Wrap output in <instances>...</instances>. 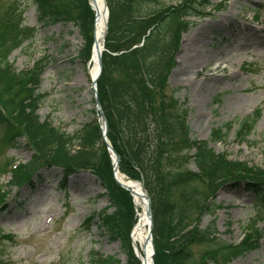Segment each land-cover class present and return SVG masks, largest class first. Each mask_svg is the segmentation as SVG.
I'll use <instances>...</instances> for the list:
<instances>
[{"label":"rangeland","instance_id":"1","mask_svg":"<svg viewBox=\"0 0 264 264\" xmlns=\"http://www.w3.org/2000/svg\"><path fill=\"white\" fill-rule=\"evenodd\" d=\"M18 1L22 5L19 10L15 8ZM18 1L0 0V42L16 32L21 14L25 27L38 29L33 41L11 54L10 62L17 71L33 72L38 65L45 67L39 93L46 98L38 115L42 122H51L66 135L76 136L97 120L92 85L73 84L79 69L88 73L87 36L72 23L39 26L31 0ZM162 1L176 6L186 0ZM193 1L209 5L202 11L204 16L190 18L192 27L179 37L165 97L168 100L172 96L186 110L191 138L208 142L216 153L244 164L245 172L255 177L264 173V48L257 45L258 36L264 37V0ZM225 22L230 24L227 30ZM189 37L201 40L198 54L211 57V66L209 70L199 68L197 74L177 77L175 73L184 61L183 46ZM216 61L223 68L213 75L210 70ZM220 78L223 82L209 84ZM188 79L193 81L190 85L179 82ZM3 89L0 95L3 93L6 99L11 94L16 101L22 97L19 89L9 94L7 88ZM13 100H9L10 104H16ZM248 118L257 123L241 144L236 133L239 123ZM227 124H232L227 137L222 142L212 141L213 130ZM12 137L0 125V264H86L93 252L114 257L122 264L116 244L120 243L122 252L128 253V243L106 234L97 216L108 209L107 214H118L104 181L88 169L76 170L63 184L62 168L43 164L32 183L13 185L14 175L33 160L35 151L24 140L12 148ZM89 158L92 163H100L96 153ZM188 168L197 172L193 161ZM207 183L202 187H209ZM206 201L211 209L202 214L198 229L214 233V239H198L191 245L196 263L264 264V200L248 190L245 182L233 180L209 194ZM94 214L97 217L84 226ZM247 235L259 240L252 252L213 257V240L234 246Z\"/></svg>","mask_w":264,"mask_h":264},{"label":"trees","instance_id":"2","mask_svg":"<svg viewBox=\"0 0 264 264\" xmlns=\"http://www.w3.org/2000/svg\"><path fill=\"white\" fill-rule=\"evenodd\" d=\"M106 1L108 34L97 89L108 122V140L120 157V172L134 181L144 179L151 197L154 263L197 264L191 245L198 239H214V233L198 229L202 214L211 209L206 201L209 194L234 180L245 182L248 190L264 200V173L254 177L245 172L244 164L229 161L208 142L191 138L186 110L172 96L168 100L165 97L179 37L192 27L190 18L204 16L202 11L209 4L193 0L176 6H167L162 0ZM31 3L37 11L39 26L72 23L84 31L90 59L95 15L89 0H31ZM20 6L18 1L15 8L19 10ZM15 28L16 35V32L9 33L0 42V88H7L8 94L19 89L22 97L16 101L12 94L7 99L3 93L0 95V125L13 136L12 148L24 140L35 154L14 175L12 184L32 183V177L43 164L61 167L63 184L76 170H93L104 181L111 193L112 206L118 211L117 215L107 214L108 209L97 215L101 229L113 240L123 239L130 249L129 235L136 221L134 204L131 195L114 178L112 159L98 121L73 137L51 122L41 121L38 110L46 95L40 94L39 88L45 67L38 65L33 72L17 71L10 62L11 54L24 43L33 41L38 29L25 27L22 14ZM3 97L6 101L1 100ZM11 98L16 104H10ZM256 123L253 118L239 123L236 133L239 143L245 142ZM231 128L232 124H227L213 130L212 141L222 142ZM76 146L78 149L73 150ZM94 153L100 157L99 164L89 158ZM191 161L197 172L189 170ZM207 181L209 187H202ZM97 216L88 218L84 226L90 225ZM212 243L216 258L226 254L241 256L259 246V240H252L248 235L234 246L217 240ZM131 257L135 259L132 254ZM86 264L120 262L93 252Z\"/></svg>","mask_w":264,"mask_h":264},{"label":"bare ground","instance_id":"3","mask_svg":"<svg viewBox=\"0 0 264 264\" xmlns=\"http://www.w3.org/2000/svg\"><path fill=\"white\" fill-rule=\"evenodd\" d=\"M90 7L95 15L94 27H93V47L90 55V59L88 61V73H83L81 69L78 70V74L75 77L74 85L75 86H87L88 83L91 85L97 79L100 71L99 62H98V51L95 49L94 44L95 41L99 42V50L103 53L104 50V39L103 35L106 29V15L104 10L103 0H89ZM97 14V15H96ZM230 19V17H227ZM225 21H229L225 19ZM230 24L225 22V29ZM238 26V25H237ZM223 28V29H224ZM227 30V29H226ZM252 34H254V30H250ZM257 38V37H256ZM255 38V39H256ZM258 44L259 47L264 48V37L258 36ZM201 40H197L196 38H187L185 44L183 46L182 56L184 58L183 64L181 63L179 69L176 71L175 75L184 76L191 72L198 73V69H207L211 66V57L207 55L198 54V49L200 48ZM213 64V63H212ZM214 66L211 68L210 72L213 75H216L223 68L221 64H218L217 61ZM226 68V67H225ZM234 77V76H233ZM214 78H218L217 76ZM230 79V78H229ZM179 82H188L190 85L193 81L192 79L183 80ZM221 83L222 79H213L209 81L210 83ZM205 85L207 82L204 83ZM114 157V156H113ZM118 168L116 171L115 178L117 179L118 185L127 191L133 200L134 209L136 213V221L131 228L130 231V249H127L128 253H123L120 247V243L116 244L117 252L119 253L118 259L122 262V264H129V262H135L138 264H152L151 255H152V247L147 244V235L150 229V221L146 215L147 211V202L143 195V190L141 188L140 182H135L129 180L125 175H123ZM135 259L131 257V254Z\"/></svg>","mask_w":264,"mask_h":264},{"label":"water","instance_id":"4","mask_svg":"<svg viewBox=\"0 0 264 264\" xmlns=\"http://www.w3.org/2000/svg\"><path fill=\"white\" fill-rule=\"evenodd\" d=\"M103 3H104V10H105L104 12H105V15H106V21H105L106 29H105V32H104V35H103V39L105 41V39L107 37V34H108L109 10H108V5H107L106 0H103ZM94 47L98 51V62H99V67H100L99 75H98L97 79L95 80V82H93V84H92L93 85V89H94V93H95V104H96V109H97V111L99 112V115H100L99 121H100V128H101V131H102L103 139H104V141L106 143V146H107L109 152L114 156L112 158H113V162H114V172L116 173V171H117V169L119 167L120 158H119V156L117 155V153L114 151V149L112 148V146L110 145V143L107 140V133H108L107 119H106L105 113H104V111L102 109V106H101V103H100V100H99V96H98V93H97V88H96L97 82L100 79V77L102 75V72H103L102 53L99 50V42L98 41H95ZM140 184H141V188L143 190V195H144L145 200H146L147 205H148L147 211H146V215H147V217H148V219L150 221V229H149V233L147 235V244L151 245V247H152L151 262H152V264H154L153 256L155 255V250H154L153 240H152L153 222H152L151 198H150V196H149V194H148V192H147V190L145 188V184H144V180L143 179H142Z\"/></svg>","mask_w":264,"mask_h":264}]
</instances>
